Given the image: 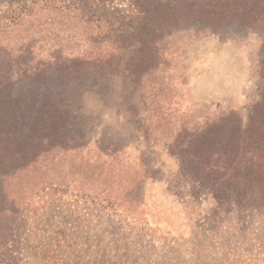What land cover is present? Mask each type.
Returning a JSON list of instances; mask_svg holds the SVG:
<instances>
[{
	"label": "trees",
	"instance_id": "1",
	"mask_svg": "<svg viewBox=\"0 0 264 264\" xmlns=\"http://www.w3.org/2000/svg\"><path fill=\"white\" fill-rule=\"evenodd\" d=\"M107 3L22 0L0 12V264H19L17 234L24 232L35 214L30 200L18 205L8 195L4 180L28 171L43 176L49 161L69 156L67 170L56 169L54 175L103 185L100 174L106 161L100 160L104 157L100 154L112 158L121 149L115 144L104 147L99 141L100 154L95 159L76 162L78 153L89 151L90 144L76 131L78 121L70 100L60 97L62 84L67 89L75 80L109 73L132 88L148 91L145 85L151 70L163 55L157 46L165 39V23L171 21L195 18L209 24L236 19L264 36V0ZM47 15L64 18L65 33L60 39L52 23L44 21ZM75 26L82 27L83 50H74L66 40L73 38ZM262 53L263 95L253 103L247 124L232 111L213 119L186 121L162 105L149 108L145 125L161 127L158 133H165L169 152L178 162L168 187L187 209L189 231L171 237L153 227L134 224L129 228L135 234L150 235L151 256L156 258L160 252L163 264L245 262L257 254L264 258V40ZM26 79L30 84L22 90L19 84ZM48 81L53 84L49 86ZM143 93L151 97V91ZM44 182L24 192L43 195L66 189L62 180L54 186L51 180ZM89 185L91 191H77L84 192L87 207L126 216L118 211L108 184ZM203 201L207 206L198 209L196 205Z\"/></svg>",
	"mask_w": 264,
	"mask_h": 264
},
{
	"label": "rangeland",
	"instance_id": "2",
	"mask_svg": "<svg viewBox=\"0 0 264 264\" xmlns=\"http://www.w3.org/2000/svg\"><path fill=\"white\" fill-rule=\"evenodd\" d=\"M19 1L22 0H0V12ZM102 1L114 6L126 3L95 0ZM63 19L59 15L44 18L56 28L59 39L65 33ZM165 24V39L157 46L163 53L161 63L151 66L150 82L145 85L151 97L143 93L148 91L119 82L109 73L91 74L75 80L67 89L66 83L58 88L60 97L72 104L78 121L76 131L90 144L89 151L78 153L76 162L95 159L100 154L96 144L99 141L104 147L115 144L121 149L112 158L100 154L104 156L100 160L106 161L100 174L103 185L76 176L54 175L56 169L67 170L69 156L49 161L43 176L28 171L19 178L4 180L8 195L16 198L18 205L30 200L35 213L24 232L17 234L15 255L19 264H163L164 260L158 259L160 252L156 258L151 256L150 235L135 234L129 227H153L171 237L188 233L187 209L168 187L178 162L169 152L165 133H158L161 127L145 125V117L151 115L149 108L162 105L176 116H185L186 121L190 117L213 119L232 111L247 124L253 103L263 95L260 73L264 36L236 19L205 24L190 18ZM73 34V38L64 36L69 46L85 49L82 27L75 26ZM29 84L26 79L19 86L23 90ZM143 106L148 113L141 110ZM48 180L53 186L62 180L66 189L49 190L43 195L24 192ZM89 184H108L118 211L126 216L120 218L107 210L87 207L84 192L77 191H91ZM196 206L202 209L207 203ZM225 264H264V258L257 254L245 262Z\"/></svg>",
	"mask_w": 264,
	"mask_h": 264
}]
</instances>
